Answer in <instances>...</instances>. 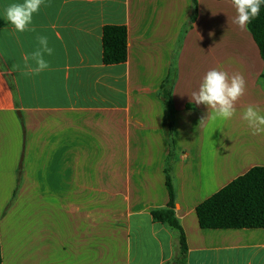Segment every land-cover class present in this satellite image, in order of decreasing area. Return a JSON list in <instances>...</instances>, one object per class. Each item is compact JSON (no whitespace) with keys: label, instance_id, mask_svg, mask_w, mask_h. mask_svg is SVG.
Segmentation results:
<instances>
[{"label":"crops","instance_id":"obj_1","mask_svg":"<svg viewBox=\"0 0 264 264\" xmlns=\"http://www.w3.org/2000/svg\"><path fill=\"white\" fill-rule=\"evenodd\" d=\"M20 2L0 0L3 264H174L179 231L152 214L167 173L184 264H264V228L205 229L196 213L264 167V134L242 119L264 112V60L231 0H44L18 33L5 9ZM108 25L127 28L125 62L103 61ZM38 36L50 67L26 75ZM212 69L246 80L230 120L191 98Z\"/></svg>","mask_w":264,"mask_h":264},{"label":"trees","instance_id":"obj_2","mask_svg":"<svg viewBox=\"0 0 264 264\" xmlns=\"http://www.w3.org/2000/svg\"><path fill=\"white\" fill-rule=\"evenodd\" d=\"M195 8L197 0H193ZM264 60V3L260 14L248 25ZM127 28L108 25L103 29V61L117 64L127 60ZM167 102L170 92L164 88ZM166 186L169 193L167 209L154 210L153 217L179 231L181 253L174 264H184L187 244L184 231L175 217L176 198L171 178L167 173ZM201 228H264V167L256 166L238 177L196 208ZM0 264H3L0 238Z\"/></svg>","mask_w":264,"mask_h":264},{"label":"clouds","instance_id":"obj_3","mask_svg":"<svg viewBox=\"0 0 264 264\" xmlns=\"http://www.w3.org/2000/svg\"><path fill=\"white\" fill-rule=\"evenodd\" d=\"M236 10L233 23L241 30L260 14V6L264 0H231ZM44 0H22L12 3L5 9V19L10 22L15 32H35L33 16L38 13ZM38 47L23 57L27 74H39L47 70L50 65L44 58L52 55L53 49L48 46L46 36H38ZM34 61L35 66L29 64ZM246 80L241 73L229 75L228 72L212 69L204 76L198 91L191 94L196 105H205L213 112V118L230 120L236 114V102L245 94ZM242 119L251 129L252 135L264 134V112L256 105H248L242 112ZM202 121V120H201Z\"/></svg>","mask_w":264,"mask_h":264}]
</instances>
